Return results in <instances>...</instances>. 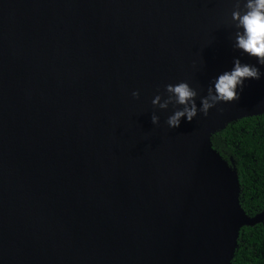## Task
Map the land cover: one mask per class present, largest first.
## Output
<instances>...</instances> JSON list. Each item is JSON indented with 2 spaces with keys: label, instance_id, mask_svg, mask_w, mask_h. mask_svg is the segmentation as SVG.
<instances>
[{
  "label": "water",
  "instance_id": "obj_1",
  "mask_svg": "<svg viewBox=\"0 0 264 264\" xmlns=\"http://www.w3.org/2000/svg\"><path fill=\"white\" fill-rule=\"evenodd\" d=\"M230 10L0 0V264H228L264 210L245 217L208 135L264 114V67L238 101L175 129L151 99L180 80L203 95L231 66Z\"/></svg>",
  "mask_w": 264,
  "mask_h": 264
},
{
  "label": "clouds",
  "instance_id": "obj_2",
  "mask_svg": "<svg viewBox=\"0 0 264 264\" xmlns=\"http://www.w3.org/2000/svg\"><path fill=\"white\" fill-rule=\"evenodd\" d=\"M225 22L231 28V49L237 53L231 60V66L208 80L203 95L199 94V86L193 87L187 80H180L165 84L163 95L158 93L151 99L154 109L170 111L164 120L168 129L178 128L182 119L185 123L192 122L198 113L207 117L209 110L219 104L229 105L238 101L247 82L261 78L260 68L264 67V0H231V10ZM131 96L136 99L138 92L132 91ZM150 122L156 126L159 117L152 113Z\"/></svg>",
  "mask_w": 264,
  "mask_h": 264
},
{
  "label": "trees",
  "instance_id": "obj_3",
  "mask_svg": "<svg viewBox=\"0 0 264 264\" xmlns=\"http://www.w3.org/2000/svg\"><path fill=\"white\" fill-rule=\"evenodd\" d=\"M209 150L234 174L237 201L246 218L264 210V114L228 123L208 135ZM228 264H264V219L242 225Z\"/></svg>",
  "mask_w": 264,
  "mask_h": 264
}]
</instances>
